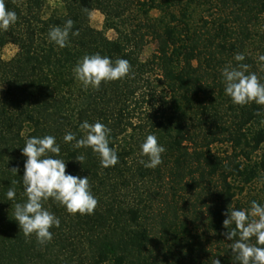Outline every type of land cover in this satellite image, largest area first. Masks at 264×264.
Here are the masks:
<instances>
[{"label":"trees","instance_id":"trees-1","mask_svg":"<svg viewBox=\"0 0 264 264\" xmlns=\"http://www.w3.org/2000/svg\"><path fill=\"white\" fill-rule=\"evenodd\" d=\"M61 1L46 15L48 0H6L18 21L0 32V51L13 43L18 52L9 60L0 54V264H239L223 235V213L247 209L237 197L256 176L264 203V156L253 158L264 145V106L232 104L220 72L243 53L242 63L264 82L257 61L264 0ZM95 10L104 15L102 29L92 25ZM68 18L79 35L60 49L47 33ZM151 42L156 48L144 60ZM95 52L127 59L130 76L84 90L72 68ZM84 120L111 128L115 167L101 168L90 148L63 143L66 131L82 135ZM148 133L166 149L155 169L139 163ZM45 134L61 144L67 172L88 175L98 205L92 215H72L49 199L45 206L61 223L41 246L34 235L25 238L13 212L26 200L25 138ZM215 144L231 151L219 154ZM81 154L82 165L75 161ZM13 186L15 200H8Z\"/></svg>","mask_w":264,"mask_h":264},{"label":"clouds","instance_id":"clouds-1","mask_svg":"<svg viewBox=\"0 0 264 264\" xmlns=\"http://www.w3.org/2000/svg\"><path fill=\"white\" fill-rule=\"evenodd\" d=\"M18 21L17 13L6 7V0H0V32H8ZM79 35L74 28V21L68 18L63 26H52L47 39L56 47L63 49L69 46V37ZM231 62L221 69L223 91L234 105L245 106L255 103L264 106V82L256 74L249 71V65L243 53L233 56ZM261 68H264V54L257 56ZM132 66L127 59H113L100 52L86 53L79 58L72 68L74 80L84 90H99L102 82L118 81L129 77ZM257 110V115H259ZM264 124V120H261ZM76 132L66 131L63 143L71 144L74 149H91L99 158L101 168L115 167L119 163L117 149L112 145V130L100 120L81 121ZM139 163L149 169H155L162 161L166 149L158 141L155 133H148L139 145ZM21 154L26 157L23 163L22 184L26 200L14 205L13 218L18 222L25 238L35 236L36 243L45 246L53 240V228L60 227V218L46 207L49 199L62 206L67 213L75 215H92L97 208L98 198L93 193L88 175H73L66 171V161L61 158V144L55 135L28 136L25 138ZM85 160L83 154L75 161L81 165ZM17 174L18 168H11ZM13 185L17 182L12 181ZM8 200H15L16 189L10 187L5 193ZM226 218L223 226L227 229L223 235L231 241L228 249L235 262L239 264H264V203L250 201L248 209L227 208L223 213ZM234 225V227H230ZM212 264H221L214 259Z\"/></svg>","mask_w":264,"mask_h":264},{"label":"rangeland","instance_id":"rangeland-1","mask_svg":"<svg viewBox=\"0 0 264 264\" xmlns=\"http://www.w3.org/2000/svg\"><path fill=\"white\" fill-rule=\"evenodd\" d=\"M62 7V1L61 0H48L47 6H46V15L52 13L55 10H59ZM91 22L92 25L98 29H102L104 25V15L98 11L95 10L92 13L91 16ZM107 35L110 38L115 37V33L113 30H108ZM156 44L154 42L149 43L143 53L142 58L145 60L147 59L155 50ZM18 52V46L9 43L5 47H3L0 51V54L3 59L9 60L12 58L16 53ZM213 149L215 152L219 154H226L231 151V147L228 144H215L213 145ZM264 156V145L260 148L259 151L254 153L253 158L254 161H259ZM239 184L243 185L244 183L241 181ZM262 187V181L261 178L256 176L252 181H250L248 184L245 185V189L243 193L238 194V201L248 209L250 207V201L257 200L258 202L262 203L263 195L261 192Z\"/></svg>","mask_w":264,"mask_h":264}]
</instances>
